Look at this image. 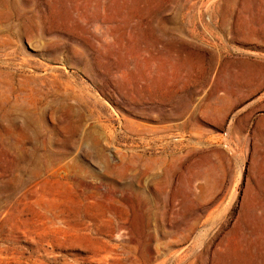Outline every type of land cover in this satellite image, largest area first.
I'll use <instances>...</instances> for the list:
<instances>
[{
  "label": "rangeland",
  "instance_id": "1",
  "mask_svg": "<svg viewBox=\"0 0 264 264\" xmlns=\"http://www.w3.org/2000/svg\"><path fill=\"white\" fill-rule=\"evenodd\" d=\"M0 264H264V0H0Z\"/></svg>",
  "mask_w": 264,
  "mask_h": 264
}]
</instances>
